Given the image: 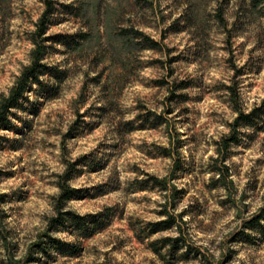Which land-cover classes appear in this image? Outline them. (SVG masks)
<instances>
[{
	"label": "rangeland",
	"instance_id": "1",
	"mask_svg": "<svg viewBox=\"0 0 264 264\" xmlns=\"http://www.w3.org/2000/svg\"><path fill=\"white\" fill-rule=\"evenodd\" d=\"M53 1L43 41L45 0H0V103L35 37L47 64L0 127V264H264L261 8ZM124 30L159 46L138 50ZM66 173L78 194L61 211L79 219L55 228ZM165 210L177 246V227L153 226Z\"/></svg>",
	"mask_w": 264,
	"mask_h": 264
},
{
	"label": "trees",
	"instance_id": "2",
	"mask_svg": "<svg viewBox=\"0 0 264 264\" xmlns=\"http://www.w3.org/2000/svg\"><path fill=\"white\" fill-rule=\"evenodd\" d=\"M46 3V10L44 11L42 17L39 19L37 23V31L35 32L36 37H41L43 41L46 40V38L42 37L43 34L46 33L49 23H50V16L54 14L56 11L55 2L53 0H45ZM66 8H70L68 5H63ZM252 6L254 9L261 8V10L264 13V0H252ZM35 37L34 42L36 43V48L33 51V58L30 65L26 66L23 69L22 75L19 77L15 85L11 88L10 94L3 98V100L0 103V127L7 125L9 120V113L15 109L20 107L21 101H24L25 99H28L27 94L33 90V87L35 84L40 83V76L44 73L45 67H47V64L43 62L45 59V47L41 43L38 42L37 38ZM123 37L129 44L135 48H138L140 50L142 48V41L141 39H147L150 43L149 47L156 48L159 46V43L153 39H149L143 32L141 31H134L132 33L131 31L124 30L123 31ZM141 38V39H140ZM232 89V86L229 87ZM233 95L236 96L235 92H233ZM249 115H245L240 113V115L235 119L233 123V127L236 128L239 122L245 118H248ZM230 144V141L227 140L225 142V146L227 147ZM221 170V169H219ZM226 171L228 173V169L226 168ZM220 176H222V179L226 181L227 176L225 175V169H222L219 173ZM153 180H155L159 185L162 186L163 189L167 190L168 185L160 181L156 177H152ZM69 175L68 173L60 176L59 181V187H60V195L58 197L60 205H59V217L54 218L53 221L55 222L54 227L57 228L59 225H61L65 219L71 215V219L74 221L79 219V216L71 214L69 211H61L62 206L67 201L77 197V189L71 187L69 185ZM166 218L158 221L156 223H153V226L156 227L157 230H163V229H169L173 227H177L181 234H179L178 237L175 239H167L170 242H173L176 246L179 243V240L182 238V227L178 224V216L174 215V213L169 212L168 210H165ZM67 216V217H66ZM264 215H259L255 218L256 221H260V219ZM50 239H52L51 236H48Z\"/></svg>",
	"mask_w": 264,
	"mask_h": 264
}]
</instances>
